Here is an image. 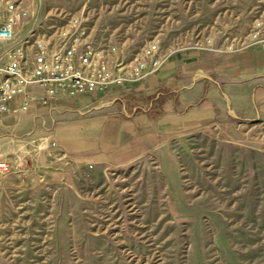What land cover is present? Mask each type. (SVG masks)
Instances as JSON below:
<instances>
[{
	"label": "rangeland",
	"instance_id": "obj_1",
	"mask_svg": "<svg viewBox=\"0 0 264 264\" xmlns=\"http://www.w3.org/2000/svg\"><path fill=\"white\" fill-rule=\"evenodd\" d=\"M33 29L86 20L119 62L146 44L235 52L264 41V0H28ZM90 103V102H88ZM166 134L139 160L94 165L50 135L0 138V264H264V127Z\"/></svg>",
	"mask_w": 264,
	"mask_h": 264
},
{
	"label": "crops",
	"instance_id": "obj_2",
	"mask_svg": "<svg viewBox=\"0 0 264 264\" xmlns=\"http://www.w3.org/2000/svg\"><path fill=\"white\" fill-rule=\"evenodd\" d=\"M35 94L40 99L44 91L37 87ZM253 123L264 127V46L223 53L187 48L142 82L49 108L36 102L28 113L0 121V138L42 131L72 158L123 165L166 134Z\"/></svg>",
	"mask_w": 264,
	"mask_h": 264
},
{
	"label": "built area",
	"instance_id": "obj_3",
	"mask_svg": "<svg viewBox=\"0 0 264 264\" xmlns=\"http://www.w3.org/2000/svg\"><path fill=\"white\" fill-rule=\"evenodd\" d=\"M27 1L0 0V121L28 113L36 102L49 108L59 100L77 102L142 82L165 64L159 40L146 44L130 64L114 60L109 51L86 42L82 16L60 28L33 29L19 40L31 14ZM254 40V45L264 46L258 35ZM37 87L44 91L40 99L35 94ZM12 170L9 162L0 160V179Z\"/></svg>",
	"mask_w": 264,
	"mask_h": 264
}]
</instances>
